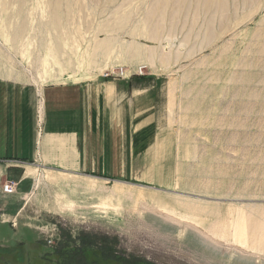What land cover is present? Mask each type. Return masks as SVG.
<instances>
[{"label": "rangeland", "instance_id": "rangeland-1", "mask_svg": "<svg viewBox=\"0 0 264 264\" xmlns=\"http://www.w3.org/2000/svg\"><path fill=\"white\" fill-rule=\"evenodd\" d=\"M0 68L38 90V131L49 85L122 97L64 124L91 135L65 162L3 180L0 264H264L170 200L264 208V0H0Z\"/></svg>", "mask_w": 264, "mask_h": 264}, {"label": "crops", "instance_id": "crops-1", "mask_svg": "<svg viewBox=\"0 0 264 264\" xmlns=\"http://www.w3.org/2000/svg\"><path fill=\"white\" fill-rule=\"evenodd\" d=\"M2 70L5 69L0 70V204H3L1 201L6 197V192L1 186L3 180L20 179L21 182L28 173V161L65 162V157L70 152L69 147L77 145L78 137L91 138L86 132L89 126L70 128L64 124L101 122L100 117L103 114L115 113L119 99H122L119 96L118 80L98 78L70 82L73 84L49 85L42 93L45 94V126L38 131V126L33 122V104L38 90L22 84V76L16 71H10V76L7 77ZM130 97L133 101V91ZM70 116L74 118L70 119ZM36 117L37 115L35 120ZM72 130L77 134L80 130L81 134L72 135ZM71 138L75 141L71 142ZM54 147H62V150L55 152ZM15 190L14 186L13 191L7 194L14 193ZM1 209L4 208L0 207Z\"/></svg>", "mask_w": 264, "mask_h": 264}, {"label": "bare ground", "instance_id": "bare-ground-1", "mask_svg": "<svg viewBox=\"0 0 264 264\" xmlns=\"http://www.w3.org/2000/svg\"><path fill=\"white\" fill-rule=\"evenodd\" d=\"M2 71L9 77L10 71L13 70ZM170 200L173 202L172 208L180 206L186 212L202 215L203 217L209 216L212 219L209 231L214 234L223 236H225V233L231 236L235 234L241 237L238 241L243 244L251 241L250 243L254 244L256 249L264 252V208L260 206L247 208L241 205L225 206L222 203L192 199L180 195H174ZM213 242L215 243V241ZM254 245H251V247Z\"/></svg>", "mask_w": 264, "mask_h": 264}, {"label": "built area", "instance_id": "built-area-1", "mask_svg": "<svg viewBox=\"0 0 264 264\" xmlns=\"http://www.w3.org/2000/svg\"><path fill=\"white\" fill-rule=\"evenodd\" d=\"M143 68H140V73H143V70H142ZM116 72V75H119V76H117V77H123L124 76V74H123V69L121 68L120 70H118V71H115ZM115 75V76H116ZM13 189H14V184L12 183V182H7L5 185H4V191L6 192V193H10V192H12L13 191Z\"/></svg>", "mask_w": 264, "mask_h": 264}, {"label": "trees", "instance_id": "trees-1", "mask_svg": "<svg viewBox=\"0 0 264 264\" xmlns=\"http://www.w3.org/2000/svg\"><path fill=\"white\" fill-rule=\"evenodd\" d=\"M71 258L72 259H79V257L76 256V258H75V256H72V254H71Z\"/></svg>", "mask_w": 264, "mask_h": 264}]
</instances>
